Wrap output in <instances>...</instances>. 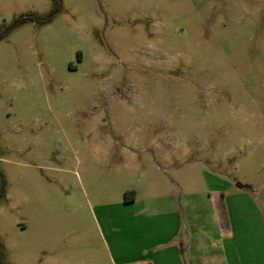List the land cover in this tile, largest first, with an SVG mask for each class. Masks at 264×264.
Wrapping results in <instances>:
<instances>
[{
    "label": "rangeland",
    "instance_id": "1",
    "mask_svg": "<svg viewBox=\"0 0 264 264\" xmlns=\"http://www.w3.org/2000/svg\"><path fill=\"white\" fill-rule=\"evenodd\" d=\"M56 8L0 0L4 263L114 264L133 194L183 189L186 224L205 236L210 174L264 200V0ZM31 14L54 15L16 25Z\"/></svg>",
    "mask_w": 264,
    "mask_h": 264
},
{
    "label": "crops",
    "instance_id": "2",
    "mask_svg": "<svg viewBox=\"0 0 264 264\" xmlns=\"http://www.w3.org/2000/svg\"><path fill=\"white\" fill-rule=\"evenodd\" d=\"M210 175L209 187L218 195L212 199L214 228L205 227L204 236L193 229L192 221L186 224L179 185L178 194L145 197L140 203L133 194L125 206L140 208L124 210L132 215L123 226L126 236L112 233L114 264H264L262 192Z\"/></svg>",
    "mask_w": 264,
    "mask_h": 264
},
{
    "label": "trees",
    "instance_id": "3",
    "mask_svg": "<svg viewBox=\"0 0 264 264\" xmlns=\"http://www.w3.org/2000/svg\"><path fill=\"white\" fill-rule=\"evenodd\" d=\"M57 6L56 8V12L60 11L61 7H62V0H53ZM54 12V13H56ZM54 15V14H53ZM53 15L50 16H41L38 14H31L25 17L20 18L19 23H24L25 21H32V22H36L38 24H46L48 22H50L53 18ZM2 39V37L0 36V40ZM127 201L132 200V198L130 197H126ZM0 264H6L2 261V259L0 258Z\"/></svg>",
    "mask_w": 264,
    "mask_h": 264
},
{
    "label": "water",
    "instance_id": "4",
    "mask_svg": "<svg viewBox=\"0 0 264 264\" xmlns=\"http://www.w3.org/2000/svg\"><path fill=\"white\" fill-rule=\"evenodd\" d=\"M19 22L16 23V25L18 24Z\"/></svg>",
    "mask_w": 264,
    "mask_h": 264
}]
</instances>
